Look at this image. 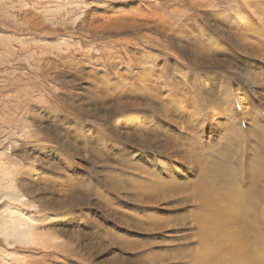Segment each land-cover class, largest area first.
<instances>
[{
  "label": "rangeland",
  "instance_id": "374dc122",
  "mask_svg": "<svg viewBox=\"0 0 264 264\" xmlns=\"http://www.w3.org/2000/svg\"><path fill=\"white\" fill-rule=\"evenodd\" d=\"M262 82L264 0H0V210L53 233L10 244L0 221V264H198L223 248L220 219L208 235L193 220L210 212L213 186L254 249L264 198L238 193L264 164ZM99 95L110 98L92 103ZM137 117L165 128L173 149L127 140ZM133 178L132 196L115 189ZM141 188L166 198L146 205Z\"/></svg>",
  "mask_w": 264,
  "mask_h": 264
},
{
  "label": "bare ground",
  "instance_id": "6f19581e",
  "mask_svg": "<svg viewBox=\"0 0 264 264\" xmlns=\"http://www.w3.org/2000/svg\"><path fill=\"white\" fill-rule=\"evenodd\" d=\"M209 16V15H208ZM209 20V19H208ZM212 60V59H210ZM209 60V61H210ZM198 64V63H197ZM213 66V65H211ZM255 80H259V79H255ZM259 82V81H258ZM255 84V83H254ZM261 84H263V88H264V83L262 82ZM102 87V86H101ZM255 87V86H254ZM261 87V88H262ZM104 89V88H103ZM211 90V89H210ZM260 90V89H259ZM257 88H255L256 94L261 95L260 97L264 99V89L263 92H260ZM262 90V89H261ZM263 94V95H262ZM110 95V94H108ZM105 98L106 100H108L110 97H100L97 98V100H93L92 103L96 104V103H101V100ZM130 98V102L134 105L137 104L141 99L139 96L137 95H129ZM148 98V97H147ZM145 102V101H144ZM146 103L148 104H153L154 103V107H156V104L160 103L158 100L157 102L153 101L152 98H148L146 100ZM93 104V106H94ZM97 105H95L96 107ZM99 106V105H98ZM135 106V105H134ZM160 107V105L158 104L156 108ZM163 107V106H162ZM101 109V108H99ZM166 109V108H165ZM163 110V109H162ZM167 110V109H166ZM165 110V111H166ZM99 111V110H98ZM169 111V110H168ZM166 112V116L170 113ZM174 114V113H172ZM140 115L145 117L147 115H142L140 112ZM171 115V113H170ZM170 115H168V117H170ZM176 115V114H174ZM149 116V115H148ZM147 116V117H148ZM163 115H161L162 117ZM146 117V118H147ZM160 117V118H161ZM167 117V118H168ZM118 119V118H117ZM141 120V121H140ZM146 119H140L139 117H137L136 121L137 124L135 123V126L133 125L132 127L130 126L126 132H125V136L127 138V140H132L133 142L136 143L137 147L140 148H145L147 150H155L157 152L163 153V154H167L169 149H173L170 147V144L172 143L171 138L173 139V137H170L168 135L164 136L162 134H167L165 128H158V126H156V128H154V126L150 125L149 123H145ZM151 120V119H150ZM149 120V121H150ZM148 121V120H147ZM153 121V120H152ZM116 122V120L114 121ZM119 122V121H118ZM177 123V122H175ZM132 125V124H131ZM158 128V130H157ZM188 130L190 129L192 131V127L187 128ZM194 129V128H193ZM168 130V129H167ZM189 130V131H190ZM172 133V132H171ZM176 135V134H175ZM124 136V135H123ZM172 136V135H171ZM104 138V137H103ZM125 138V139H126ZM177 138V137H175ZM179 141V140H178ZM177 142V141H176ZM174 142V145H177V143ZM115 144V143H114ZM182 144V143H181ZM175 147V146H174ZM178 147V145H177ZM127 148V147H126ZM125 151L128 152L130 149H126ZM186 147H183L182 145L179 146V150H181V152L183 151V149H185ZM262 150H264V143L261 145ZM175 149V148H174ZM140 150V149H139ZM259 150V149H258ZM257 150V151H258ZM261 150V149H260ZM171 151V150H170ZM175 151V150H174ZM173 151V152H174ZM188 152V148L185 150ZM130 153H132V155H135L136 152L135 151H129ZM184 152V151H183ZM185 152V155H187L188 153ZM260 152V151H258ZM143 152L141 151V154ZM172 153V151H171ZM116 155V154H115ZM131 155V156H132ZM176 155V154H173ZM263 155V153H262ZM130 156V157H131ZM172 156V154H171ZM177 156V155H176ZM259 156V155H258ZM127 155H125L123 158V163H127L128 166H130V168L134 169V172H140L143 175H146V177H148L151 181H159V183H165L166 180L164 181L161 178H158V175L155 174L152 170H149L146 166H141L138 163H131L129 162L130 159H126ZM163 157V156H162ZM182 157V156H180ZM261 157V156H260ZM178 159V157H176ZM257 158V157H256ZM116 159V158H115ZM185 159V157L183 158ZM183 159H181L183 161ZM117 160V159H116ZM186 160V159H185ZM188 160V159H187ZM261 160V159H259ZM264 160V159H263ZM121 161V160H120ZM165 161V160H164ZM162 162V161H161ZM261 162V161H260ZM125 166V165H124ZM249 166V165H248ZM258 165L252 163L250 165V168H248L247 170V177H248V184H249V190H243L240 191L238 193V199L241 201V203L244 201L245 204H247V198H252V196L255 195V197L260 200V196H262L264 198V190H263V185H264V164H262L260 166V170L258 172L254 171V169L257 167ZM124 169H127L126 167ZM257 169V168H256ZM128 170V169H127ZM9 175V174H7ZM122 175V174H121ZM110 176V175H109ZM126 176V175H125ZM134 176V175H133ZM127 177V176H126ZM130 177V176H129ZM109 178V177H107ZM125 178V177H124ZM132 178V177H131ZM141 178V177H139ZM123 179V178H122ZM148 179V180H149ZM137 180L138 177H137ZM136 179H127L124 181H119V183L117 184L116 181H114V187L116 190H121L122 188L127 190L128 195L132 196V191L130 190L129 186L136 184V182H138ZM140 181H142V179H140ZM150 181V182H151ZM146 182V181H145ZM143 183V181L141 182ZM111 185V184H110ZM140 185V183H139ZM258 185V186H257ZM136 188V185H133ZM138 187V186H137ZM141 187V186H140ZM112 188V187H111ZM148 188V187H147ZM133 189V187L131 188ZM151 189V187H150ZM153 189V187H152ZM98 190V189H97ZM100 190V188H99ZM98 190V191H99ZM134 190V189H133ZM138 190V189H137ZM142 192L139 191V193L137 194L138 197H141V199H143L146 203V205H152L157 204L159 205V203H162V198H166V197H158V193L154 192L156 195H153L154 193L152 192H147V189L141 188ZM122 191V190H121ZM135 191V190H134ZM203 193H207V200L208 203L204 206L208 207L211 204L210 207V212L209 213H205V214H197L196 216H193V220L197 219L195 224L197 226H199V228H202V232L204 233H208L207 229H206V224L210 223L211 221L208 219H213V217H216L217 220L220 219V221L222 223L220 230L219 228H217V231L220 234L221 237V243H223V248L220 249H216L213 246H210V248L205 251L204 253L201 254V256H203L204 260H200L198 259L195 260V262H198V264H264V238L261 236H258V239L261 240V242H259L257 240L256 242V247L253 248L254 249H250L249 244L246 240L242 239V235L241 233V229H240V225H238L237 227V216H236V212L232 211V209H230L229 204L227 202H225V199L223 197V195L221 194V192L219 191V189L216 186H213L212 188H206L202 191ZM13 193H11L12 195ZM136 194V193H135ZM161 194V193H160ZM4 195H9V194H4ZM15 196L16 199H21L22 196H19L18 194H13ZM146 195V196H144ZM162 195V194H161ZM197 195V194H196ZM91 196V194H90ZM129 196V197H130ZM134 196V194H133ZM94 197V196H93ZM128 197V196H127ZM147 197V199H145ZM204 197V195H203ZM91 198V197H89ZM132 198V197H131ZM205 199V198H203ZM142 200V201H143ZM243 200V201H242ZM139 201H141L139 199ZM193 201V200H192ZM195 201V199H194ZM250 201V200H249ZM204 202H206L204 200ZM71 203V202H70ZM138 203V202H137ZM61 205V204H60ZM64 204L62 203L61 207ZM239 205V203H238ZM241 205V204H240ZM253 205V204H252ZM71 206V204H70ZM153 206V205H152ZM161 206V205H160ZM242 206V205H241ZM240 206V207H241ZM250 206V205H249ZM246 207V206H245ZM245 207H243L245 209ZM252 207V206H251ZM69 208V207H68ZM209 209V208H208ZM202 210V209H201ZM205 210V209H204ZM253 210V209H252ZM19 213V212H16ZM69 213V212H68ZM68 213H64L62 215H58L61 219L62 224H64V219H66L68 217ZM243 213V211L241 212ZM202 214V215H201ZM239 214V213H238ZM248 214V213H247ZM262 215H264V207H263V213ZM245 216V215H244ZM264 217V216H263ZM241 218V215H238V220ZM248 218V217H247ZM147 219V218H146ZM152 220H154L152 218ZM159 218H157L154 221H158ZM0 221H2L5 224V229H3L1 232H4L7 234L8 238L10 239L9 242L10 244H13L14 242H20V243H26L28 242L29 239V234H37L39 236H42L43 233L45 232H49L50 234H53L51 230H46L45 232H43L44 230H38L36 231L37 228V224L34 222H27L28 220H26V218L22 217L19 219H14V215L10 212V210L6 209V210H0ZM26 221L27 224L23 226V222ZM42 221H46V219H42ZM51 221V220H50ZM199 221V223H198ZM242 221V220H241ZM163 222V221H160ZM264 225V222H261ZM66 224V223H65ZM215 224V223H214ZM219 224V225H220ZM154 225V224H152ZM218 225V224H217ZM244 225V224H243ZM149 226V225H148ZM157 226V225H156ZM216 226V225H215ZM166 227V224H165ZM245 227V226H244ZM247 227V226H246ZM249 229V228H248ZM147 230V229H146ZM209 230V229H208ZM213 230V229H212ZM215 230V228H214ZM247 230V229H246ZM251 230V229H250ZM245 231V230H243ZM252 231V230H251ZM253 232V231H252ZM48 233V234H49ZM249 233V231H248ZM212 234V233H211ZM259 234V233H258ZM208 235V234H207ZM218 235V234H217ZM112 241V240H111ZM247 243H246V242ZM58 245V244H57ZM214 245V244H213ZM58 249L64 251V247L60 244L57 247H59ZM114 246V245H113ZM215 246V245H214ZM64 249H63V248ZM191 251L189 252L191 254L190 258L195 259L196 257V252H194V247H191ZM128 249V248H127ZM179 251V250H178ZM186 254V253H185ZM184 254V255H185ZM188 254V253H187ZM153 256V255H152ZM151 256V257H152ZM160 256V255H159ZM164 256V255H163ZM162 257V255H161ZM160 257V260H161ZM150 259V257H148ZM154 258V256H153ZM164 259V257H162ZM202 258V257H201ZM170 259V258H169ZM159 260V257H158ZM168 260V259H166ZM185 260V259H184ZM187 260V259H186ZM150 261V260H149ZM170 261V260H169ZM172 261V260H171ZM189 261V259H188ZM191 261V260H190ZM160 262V261H159ZM185 262V261H184ZM194 262V261H193ZM194 262V263H195ZM147 263H151L148 262ZM174 264V263H173Z\"/></svg>",
  "mask_w": 264,
  "mask_h": 264
}]
</instances>
